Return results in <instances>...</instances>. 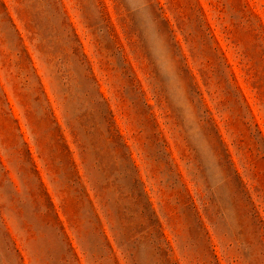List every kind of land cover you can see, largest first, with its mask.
Listing matches in <instances>:
<instances>
[{"label": "rangeland", "instance_id": "obj_1", "mask_svg": "<svg viewBox=\"0 0 264 264\" xmlns=\"http://www.w3.org/2000/svg\"><path fill=\"white\" fill-rule=\"evenodd\" d=\"M0 264H264V0H0Z\"/></svg>", "mask_w": 264, "mask_h": 264}, {"label": "clouds", "instance_id": "obj_2", "mask_svg": "<svg viewBox=\"0 0 264 264\" xmlns=\"http://www.w3.org/2000/svg\"><path fill=\"white\" fill-rule=\"evenodd\" d=\"M143 15L150 21L151 20V11L150 9L147 8V6H144L143 9ZM149 39H150V43L152 46V53L154 54L158 44L160 42V34L158 32V29H156L155 24L151 23L149 26ZM157 59H159V57H156ZM169 81L171 82L172 77L171 76H167Z\"/></svg>", "mask_w": 264, "mask_h": 264}]
</instances>
